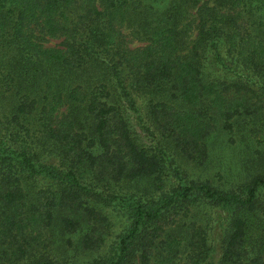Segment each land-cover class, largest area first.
Masks as SVG:
<instances>
[{"label": "trees", "instance_id": "1", "mask_svg": "<svg viewBox=\"0 0 264 264\" xmlns=\"http://www.w3.org/2000/svg\"><path fill=\"white\" fill-rule=\"evenodd\" d=\"M125 107L196 167L264 124V0H0V264H264V139L223 190Z\"/></svg>", "mask_w": 264, "mask_h": 264}, {"label": "rangeland", "instance_id": "2", "mask_svg": "<svg viewBox=\"0 0 264 264\" xmlns=\"http://www.w3.org/2000/svg\"><path fill=\"white\" fill-rule=\"evenodd\" d=\"M58 41V39H48L45 43V46L57 45ZM138 45H141V43L133 40L129 42L130 47ZM125 108L127 119L131 124V128L135 134L134 136L137 142L151 146H154L155 143L158 146L161 145L163 146L162 150L165 152L167 157L171 155L175 157V161L177 163L184 162V160H180L179 157L171 152V150L167 147L166 142L162 141L164 139H161V141L158 142L156 140L157 136H155V133H153L150 128L146 130L143 127V123H145V118L143 116L142 120L138 121L137 118L131 116L133 115V112H130L128 107ZM62 110L63 107H59L57 113H60ZM140 114L142 115V113ZM234 118L231 119L233 129L230 133H226L225 131H217L216 133L210 134L207 138V165L196 167L192 166L189 162H184L180 165L192 176H200L202 179L209 180L211 183L217 185L223 190H228L235 186H241L244 181L248 180L249 174L261 168L256 164L255 159L258 158H255V151L263 148L262 140L264 139V124H262V121L258 117L235 116ZM250 118L255 120L253 125V128L257 131L255 135H253V132L250 131L251 125L248 121ZM243 160H249L250 166L247 165V167L250 168L248 169L249 173L247 175L245 173V169L242 170L241 168L243 165ZM167 172L169 176L168 179H170V181H174L175 178L173 177L172 173H170L169 170ZM109 215L110 225L104 233L106 236V244L100 253L92 252L90 254H78L75 256L69 255L71 257L68 258H73L74 262L77 263H85L91 258L97 257L98 254L101 255L102 253L108 252L107 245L112 244V242L109 240V237L111 235L114 236V234L119 230L120 226H122V224L119 223L120 220L118 217H114V214L111 215V213H109ZM59 242L60 239L58 238L56 239L55 244Z\"/></svg>", "mask_w": 264, "mask_h": 264}]
</instances>
